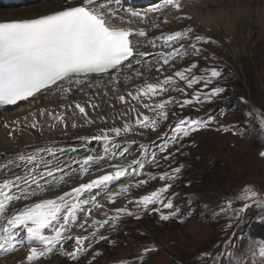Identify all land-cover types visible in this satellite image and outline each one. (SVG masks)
I'll use <instances>...</instances> for the list:
<instances>
[{
    "label": "snow or ice",
    "instance_id": "1",
    "mask_svg": "<svg viewBox=\"0 0 264 264\" xmlns=\"http://www.w3.org/2000/svg\"><path fill=\"white\" fill-rule=\"evenodd\" d=\"M35 3L38 7L27 14L0 15V105H18L19 102L30 101V98L34 100L53 87L62 88L64 84L84 80L91 74L119 73L125 68L131 69L134 62L139 64L153 55H158L162 61L157 71L185 52L190 57H198L206 62L209 58L206 49L211 39L202 35H195L193 39L191 28L149 38L143 29L135 32L114 27V20L125 22L120 15L123 9L118 0H35ZM166 3L176 9L180 8L178 0H166ZM129 15L144 18L137 11ZM157 42L161 43V50L149 51L156 49ZM197 67L198 62H192L188 67L174 71L173 75H166L157 83H146L142 89H136L135 94L130 91L127 95L137 101L143 97L162 96L169 91L166 86L173 85L174 78L183 82L187 88L203 82L204 89H207L215 78L221 77L223 71L215 67L206 68L210 76L205 79L194 74L193 69ZM136 75L142 74L137 72ZM63 90L68 94L72 92L71 87ZM174 90L184 92L179 84ZM225 92L224 87L213 86L209 92L203 89L196 92L194 99L197 102H214ZM118 99L126 103L124 95H119ZM239 99L241 105L251 110L245 98ZM192 103L190 99L179 102L172 97L168 100L160 99L154 107L145 102L143 108L150 109L156 118L138 113L135 126L140 130L155 131L160 119H169V104H178L183 109ZM67 107L73 108V114L78 110L82 117L80 124L73 120V129L96 124V119L86 109L95 111L97 117L106 123V118L98 111V104L88 102L82 106L75 102L74 106L69 104ZM40 114L44 115V110H40ZM46 114L63 125V135L67 136L65 115L52 112ZM126 115L122 114L121 119H125ZM212 122V116L207 119L192 116L177 118L176 125L170 126L173 131L171 139L158 149L162 158L170 161L177 154H182L183 139ZM56 123L51 127L55 128ZM27 127L37 128L35 119ZM129 133L137 134L132 124L124 122L122 127L113 125L100 128L98 134L90 137L77 135L76 139L82 141L80 146H58L55 141L44 146L18 142V154L0 163V254H14L27 249L17 257L18 264H51L49 257L59 248L63 257L61 264H94L96 257L102 255L99 247L102 244L114 245L115 241L100 231L109 221L93 218V210L99 212L103 206L98 204L95 196L89 197L86 194L110 186L121 178L136 177L135 187L157 178L152 172L142 171L149 159L159 166L155 153L148 152V145L137 144L140 155L131 163L119 162L126 156L125 148L129 142L126 138ZM138 134L143 136L144 132ZM91 141L100 142L102 151L91 147ZM173 147L174 152L171 151ZM258 154L264 158V150ZM182 168L178 165L171 169L176 174L174 177H170L168 172H162L159 179L167 181L178 178ZM141 175H146L147 179H139ZM85 178L87 182H84ZM69 182V190H64L62 184ZM131 187L123 186L119 193L109 192L108 200L115 203L117 195L128 193ZM172 187L171 183H166L164 187L129 203L135 202L142 206V215L151 217L158 214L161 222L169 221L172 214H163L159 208L149 206L159 203L164 209H173V198L177 194L172 193L173 198H168L167 202L163 198V194ZM253 205L264 213V197L252 204L245 202L239 209H233L235 223L229 227L239 229L244 223L246 210ZM115 212L117 217L136 215L127 207H117ZM176 214H179L178 210ZM117 217L111 218L113 230ZM136 218L139 220L142 216ZM77 226L81 234H73ZM46 230L50 234H46ZM214 247L219 251L213 253L209 250L206 254L198 255H203L205 261L210 260L211 264H232L237 249L231 247V241L227 246L217 244ZM259 248L260 255L264 257V244L259 245ZM143 251L147 254L154 249L146 246ZM218 256L220 260H217ZM181 264L188 262L182 260Z\"/></svg>",
    "mask_w": 264,
    "mask_h": 264
},
{
    "label": "rangeland",
    "instance_id": "2",
    "mask_svg": "<svg viewBox=\"0 0 264 264\" xmlns=\"http://www.w3.org/2000/svg\"><path fill=\"white\" fill-rule=\"evenodd\" d=\"M151 1L139 3V6H145ZM192 2L187 7L189 14L176 19L180 22L193 19V39L196 31L204 37V34H208L206 38H210L212 42L206 49L209 53L207 62L198 57H190L185 52L157 71L162 61L158 55H153L139 64L134 62L131 69L119 74L140 68L139 73L142 75L139 76L137 84L140 89L152 80L150 78L161 81L166 72L173 75L174 71L186 68L192 62H198V67L193 69L198 77L209 78L210 73L205 69L211 67L223 70L222 75L215 78L207 89H204L203 82L187 88L183 82L174 78L173 89L179 84L184 92L174 90L171 97L179 102L190 99L193 101L191 106L181 109L178 104H169V119H160L155 131L135 127L139 132L160 134L146 143L149 146L148 152L155 153L159 166L149 159L142 170L143 173L152 172L157 178L148 180L140 187H135L137 178H126H135L129 184L132 187L128 192L135 197L123 199L120 194L115 198V203L109 201V207L106 205L105 210L109 208L115 212L117 207H127L136 215L117 217L112 212L111 215L104 216L109 224L100 231L115 241V244H102L99 247L102 255L96 257L94 264H120L121 261L123 264H133L134 261L137 264H181L182 260H186L188 264H211L210 260L205 261L204 256L198 253L206 254L209 250L216 253L219 249L214 245L227 246L229 241L231 247L237 249L232 257V264H264L259 248V245L264 244V236L253 229L255 224L264 223V213L253 205L246 210L244 223L239 229L229 227L235 223L233 209H239L245 202L252 204L264 197V158L258 154L264 150V0H180L185 6ZM166 5L170 9L171 6L167 3ZM164 9L154 16L162 14ZM179 10L176 9L166 16L173 17ZM115 73L117 72L99 74L91 79H108ZM84 81L87 83L89 80ZM130 84L131 82L127 85L121 84L127 89L131 88L125 94L135 88ZM213 86L224 87L226 92L214 102H197L194 99L196 92L201 89L209 92ZM59 90L60 88L53 87L48 93L22 105L45 99ZM241 97L248 101L251 110L240 104ZM19 107L18 103L8 111L14 112ZM173 112L175 115H172ZM152 114V118H156L153 112ZM186 116L205 119L212 116L213 122L184 138L182 154L165 161L158 149L171 139L173 131L170 126L176 125L177 118ZM171 151L174 152L175 148ZM178 165L183 166L178 178L167 181L159 179L162 172H168L170 177H174L176 174L171 169ZM139 179H147V176L141 175ZM166 183H171L173 187L163 194L164 201L173 198L172 193L177 194L173 198V209H164L159 203L150 205L149 208H159L163 214H172L169 221L161 222L158 214L151 217L142 215V206L135 202L129 203L164 187ZM116 185L109 188L103 197L106 198L109 192L119 193L115 189ZM136 216L142 218L137 220ZM113 217H117L115 230L111 223ZM146 246L154 251L145 254L143 249ZM57 254H51V258L61 261L62 255ZM217 260H220L219 256Z\"/></svg>",
    "mask_w": 264,
    "mask_h": 264
},
{
    "label": "bare ground",
    "instance_id": "3",
    "mask_svg": "<svg viewBox=\"0 0 264 264\" xmlns=\"http://www.w3.org/2000/svg\"><path fill=\"white\" fill-rule=\"evenodd\" d=\"M7 1V2H6ZM0 0V15L13 16V15H22L27 14L32 11L34 8L38 7L36 5L35 0ZM147 0H118L119 4L122 6V11L120 15L123 17L125 22L121 23L120 20H114V27H123L126 29H132L135 32H138L140 29H143L149 36L155 37L161 34H167L176 30H184L185 28H193L195 25L193 19H185L183 22L177 20L176 17L184 16L185 14H189V3L185 6L183 3L180 4V10L175 13L173 17H167L166 15L172 11H175L176 8L173 5H170V9L167 8L166 0H148L151 1L147 3L145 6H139L142 3H145ZM198 1V0H195ZM202 1V0H201ZM183 2V0H182ZM19 4L16 6V4ZM140 3V4H139ZM168 9L160 15L154 16L157 13L161 12V9ZM132 11L140 12L144 15L143 19L131 17L129 14ZM177 20V21H176ZM130 21V22H128ZM179 21V22H178ZM202 32V31H201ZM204 32V31H203ZM206 32V31H205ZM199 33V32H198ZM204 34V33H203ZM197 34V31L195 33ZM206 37L208 34H204ZM178 47V45H176ZM149 51H160L161 43L157 42L156 49H148ZM165 50L166 47H165ZM161 59V58H159ZM140 68H134L131 71H126V73L119 74L115 73L108 79L96 80L91 79L98 75H91L89 78L84 80H89L87 83L84 80L73 82L71 84H64V87L60 88L57 93H50L49 97L37 100L36 102H31L27 105H22L25 102L19 103V109L14 112H9L8 110L11 108L8 105H0V163H5L6 158H14L18 154L17 143H27L34 146H44L45 144H51L52 141H55L58 146L64 145H76L80 146L82 141L76 139V136H92L98 134L100 128L103 127H111L113 125L122 127L124 122H128L133 125L134 131L137 134L129 133L127 136V147L125 148L126 156L123 160H120V163L129 164L132 160L137 159L140 155V149L137 148V144L146 145L147 142L152 141L157 138L159 133L147 134L144 133L143 136L139 135V130L135 129V119L137 118L138 113H143V115H149L153 117V114L150 110H145L143 108V103L147 102L150 105H154V103H159L160 99H169V97L173 96V86H166L169 88V91L161 96L160 98L153 97H143L142 100H132L127 94H125L126 90H130L126 86H122L121 84H126L131 82L133 87V94H135V90L139 88V76L136 75ZM127 70L125 68L122 71ZM129 70V69H128ZM164 70V69H163ZM115 72V71H114ZM107 74V73H106ZM105 75V74H103ZM166 75H171L170 72H166L162 77ZM153 75H151L152 77ZM150 78V77H149ZM163 78H161L163 80ZM152 79L151 83L158 82L156 78ZM149 79V80H150ZM93 80V81H91ZM118 80L119 83H114V81ZM85 82V85H82ZM137 86H135V85ZM128 85V86H130ZM143 85V83H142ZM145 85V84H144ZM71 87V94L66 93L63 89ZM143 87V86H142ZM126 88V89H125ZM48 93V92H46ZM119 95H124L126 103H122L119 99ZM186 95V94H185ZM40 96V95H38ZM32 99L30 98V101ZM28 102V101H27ZM75 102H79L82 106L86 103L91 102L98 104L99 112L101 116L106 118V123L101 121L95 111H89L90 116L93 119H96V124L92 126L78 127L76 129L71 128V123L75 120L78 124L82 123V117L79 114L78 110H76L75 114H73V108L67 107V105L72 104L74 106ZM22 105V106H21ZM18 107V106H17ZM135 109V111H133ZM255 109V108H254ZM40 110H44L45 114L41 115ZM145 110V111H144ZM257 112L258 110L255 109ZM52 112L56 114L65 115L66 122L68 124L67 133L68 135H63L64 127L63 125L56 123L53 121L46 113ZM127 113L125 119H121L122 114ZM35 114V116H33ZM142 118V117H140ZM37 122V128L32 129L27 127L28 124H31L33 120ZM162 121V120H161ZM56 123V127L52 128L51 125ZM7 124V127L5 126ZM11 133V135H9ZM160 135V134H159ZM204 136V135H203ZM131 141H135L132 143ZM120 142V141H118ZM90 146L102 151V145L100 142L91 141ZM83 154V153H81ZM94 178V176L92 177ZM136 178V177H135ZM135 178L126 180V178H121L117 182H113L110 186L100 187L99 189L92 190L90 193L86 195L91 197L95 196L98 204L102 205L103 208L101 211L96 212L93 210V218L97 220H106L104 217L107 214H110L113 211H110L108 208V196L105 198L103 194L111 187L115 186L116 190H119L123 186H127L130 183L134 182ZM59 179V178H58ZM125 179V180H124ZM84 182H87V178H85ZM64 190H69L71 186V182L68 184H62ZM115 192V191H114ZM117 193V192H116ZM121 197L126 198H134L133 194H122ZM107 199V200H106ZM121 199V198H119ZM121 199V200H123ZM106 205L108 206L107 210H105ZM113 216L116 212H113ZM82 220V218H81ZM117 220V219H116ZM90 223V221H89ZM46 234H50L46 230ZM73 234H81V229L77 226ZM87 234V233H84ZM27 249H21L18 253L14 254H0V264H18L17 257L26 252ZM60 254L59 248H56L52 254ZM57 254V255H58ZM54 257V256H53ZM51 258V256L49 257ZM59 258V257H58ZM52 259V258H51ZM60 259V258H59ZM58 259L53 258L51 260V264H61V261H57Z\"/></svg>",
    "mask_w": 264,
    "mask_h": 264
},
{
    "label": "trees",
    "instance_id": "4",
    "mask_svg": "<svg viewBox=\"0 0 264 264\" xmlns=\"http://www.w3.org/2000/svg\"><path fill=\"white\" fill-rule=\"evenodd\" d=\"M253 228V227H252ZM257 233H260L261 236H264V223L255 224L253 228Z\"/></svg>",
    "mask_w": 264,
    "mask_h": 264
}]
</instances>
